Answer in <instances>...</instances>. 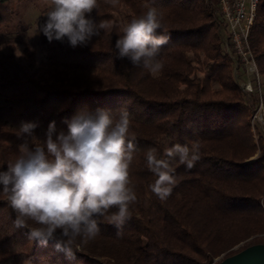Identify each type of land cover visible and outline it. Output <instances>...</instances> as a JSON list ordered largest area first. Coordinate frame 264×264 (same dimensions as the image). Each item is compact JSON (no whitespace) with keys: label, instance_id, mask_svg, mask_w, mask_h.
Returning <instances> with one entry per match:
<instances>
[{"label":"trees","instance_id":"1","mask_svg":"<svg viewBox=\"0 0 264 264\" xmlns=\"http://www.w3.org/2000/svg\"><path fill=\"white\" fill-rule=\"evenodd\" d=\"M21 1L0 0V26L13 21ZM149 7L170 35L157 74L118 59L115 48L123 28ZM91 18L113 26L75 47L41 33L49 55L37 63L29 54L31 73L13 53L0 54V171L19 155L22 123H35L37 135L55 121L58 134L83 109L126 108L137 146L129 169L137 202L120 228L105 220L95 239L78 240L69 260L54 241L41 245L16 228L0 191V264H215L264 243V133L253 120L259 96L234 76L218 0H98ZM249 42L264 89V0ZM176 144L198 146L199 160L191 169L171 162L176 183L160 200L150 188L156 176L146 152L156 148L166 158Z\"/></svg>","mask_w":264,"mask_h":264},{"label":"clouds","instance_id":"2","mask_svg":"<svg viewBox=\"0 0 264 264\" xmlns=\"http://www.w3.org/2000/svg\"><path fill=\"white\" fill-rule=\"evenodd\" d=\"M97 8L98 0H51L40 31L49 42L66 37L73 47L87 45L101 30L113 26L111 21L96 23L91 18ZM162 19L157 8L149 7L127 24L115 43L117 58L160 71L161 49L170 40ZM64 123L67 132L57 134L52 121L44 140L34 135L35 123L21 124L17 136L24 142L15 161L0 171V191L15 213L16 228H27L29 239L41 245L54 241L56 250L74 260L77 241L95 239L103 221L120 228L130 218L137 195L129 169L137 146L129 136L131 119L126 108L118 114L83 109ZM198 152L196 145L190 149L176 144L162 158L156 148L147 149V164L156 176L150 188L160 200L171 195L176 183L171 162L178 160L191 169L199 160Z\"/></svg>","mask_w":264,"mask_h":264},{"label":"rangeland","instance_id":"3","mask_svg":"<svg viewBox=\"0 0 264 264\" xmlns=\"http://www.w3.org/2000/svg\"><path fill=\"white\" fill-rule=\"evenodd\" d=\"M51 0H25L17 4L16 14L13 21L8 24L0 26V54L13 53L16 59L27 69L28 72H33L35 68L30 64L29 54L34 55L35 61L38 63L41 60H47L49 51L42 43L40 26L46 20V13L50 10ZM224 35V50H227V35L223 28ZM64 40V39H63ZM234 55L231 50L228 52ZM234 60V59H233ZM234 76L240 86L246 81L254 82L253 76L244 71L240 62L234 60ZM154 74L159 73L153 72ZM203 75L202 71H199ZM261 94L264 93L263 77L261 76ZM246 92V91H245ZM247 93V92H246ZM263 99V98H262ZM258 97V105L260 104ZM260 128L264 133V121H259ZM47 130L41 131L35 135L38 139L44 140ZM257 139V135L254 134ZM31 143H29L30 145Z\"/></svg>","mask_w":264,"mask_h":264},{"label":"built area","instance_id":"4","mask_svg":"<svg viewBox=\"0 0 264 264\" xmlns=\"http://www.w3.org/2000/svg\"><path fill=\"white\" fill-rule=\"evenodd\" d=\"M258 0H218V11L223 23L233 59L242 64L244 71L253 76L254 82L246 81L242 88L248 93L257 92L260 98L254 121H264V103L261 94V74L250 47V28L257 12Z\"/></svg>","mask_w":264,"mask_h":264},{"label":"water","instance_id":"5","mask_svg":"<svg viewBox=\"0 0 264 264\" xmlns=\"http://www.w3.org/2000/svg\"><path fill=\"white\" fill-rule=\"evenodd\" d=\"M215 264H264V243L251 244Z\"/></svg>","mask_w":264,"mask_h":264}]
</instances>
